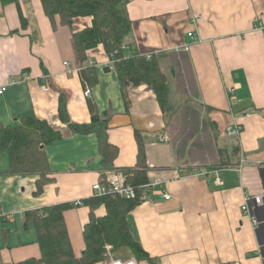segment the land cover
Instances as JSON below:
<instances>
[{
    "label": "crops",
    "instance_id": "crops-1",
    "mask_svg": "<svg viewBox=\"0 0 264 264\" xmlns=\"http://www.w3.org/2000/svg\"><path fill=\"white\" fill-rule=\"evenodd\" d=\"M19 4L25 26L18 5L0 0V86L7 87L0 94V120L14 126L21 115L34 113L63 137L46 146L53 179L39 195V176L12 174L9 153L0 151V264L39 258L37 228L26 222V212L61 203L72 204L64 215L80 256L91 209L73 201L92 197L93 185L109 171L137 166V130L147 176L160 181L153 191L161 193L136 205L127 223L149 258L121 247L95 264L133 257L138 264L263 263L264 32L255 25L264 24V0H129L133 26L125 54L157 56L171 112L163 111L147 84L128 87L127 106L103 44L78 63L72 34L91 26L92 17L54 28L41 0ZM61 102L70 122L109 117V141L119 148L113 162L103 164L97 134L71 131L60 117ZM232 123L242 126L239 136L225 131ZM163 135L169 141H160ZM255 195H262L260 204ZM246 196L252 197L251 214L242 211ZM105 213L104 206L96 210Z\"/></svg>",
    "mask_w": 264,
    "mask_h": 264
},
{
    "label": "trees",
    "instance_id": "trees-1",
    "mask_svg": "<svg viewBox=\"0 0 264 264\" xmlns=\"http://www.w3.org/2000/svg\"><path fill=\"white\" fill-rule=\"evenodd\" d=\"M5 5L14 2L18 5L23 26L26 25L19 0H1ZM46 15L54 28L60 25L72 26L77 17H92V24L82 30L74 31L72 44L78 63L87 59V51L103 44L111 56L119 82L129 106L128 87L147 84L152 88L164 112L173 109L169 104V84L162 72L157 56L134 53L126 56L124 46L129 45L133 21L129 16V0H41ZM107 114V113H106ZM64 103L60 105V117L75 133H95L99 139V149L103 164L109 165L119 153L118 146L109 141V117L93 115L90 123H74L67 119ZM139 144L136 167L123 168L126 182L138 188L147 183L148 165L146 151L140 131H136ZM63 132L34 113L19 117L14 126H5L0 120V151L9 153L11 173L19 175H38L36 195L43 192L44 186L53 178L46 153V146L61 139ZM90 206L89 221L83 228L85 248L80 256L75 254L65 221V211L70 203H61L26 212V222L34 221L41 248L39 258H30L16 264H95L108 257L112 250L130 247L138 259L149 258L141 245L136 242L127 223L128 213L139 203L140 191L135 199H127L116 193L94 195L85 199ZM104 206L106 213L98 216L96 210Z\"/></svg>",
    "mask_w": 264,
    "mask_h": 264
},
{
    "label": "built area",
    "instance_id": "built-area-1",
    "mask_svg": "<svg viewBox=\"0 0 264 264\" xmlns=\"http://www.w3.org/2000/svg\"><path fill=\"white\" fill-rule=\"evenodd\" d=\"M255 27L259 28L260 30H262L264 32V24H262L261 22H259L258 24L255 25ZM188 35L190 37H192L194 40H198V36L195 32L190 31L188 33ZM129 45L124 46V48H129ZM188 48V46H187ZM148 57L151 56V54L147 55ZM66 64L68 65L69 63L66 62ZM6 86H0V94L3 93L6 90ZM91 88L87 87L85 89V95L86 96H90L91 95ZM231 94L234 93V89H231ZM225 131L232 136H239L242 132V126L240 124H229L226 126ZM160 141H169V136L168 135H163L160 138ZM244 163H245V159L244 157H241V161L239 164L238 169L242 170V168L244 167ZM205 172H202L201 174H204ZM218 184H221L222 181L219 177H217V181ZM160 184L159 180H149L147 183H144L142 185H140L138 188L134 187L133 185L129 184L126 182V177L124 175V173L122 171L119 170H111L108 172L107 176L105 177V179H102L100 181H97L93 187V196L94 195H104V194H108V193H116L118 195H120L121 197L127 198V199H135L140 191V199L142 201L144 200H148V199H152L154 194H159L161 192L158 191H153L155 189V187ZM160 195V194H159ZM162 197H164L165 199H171L172 195L169 193H164L161 194ZM253 200L255 201V203L260 204L261 200H262V195H255L253 197ZM252 201V197L250 196H246L245 198V202L242 205V211L244 213H249L251 214V208H250V202ZM73 205L74 206H82V205H86L85 199H77L75 201H73ZM253 220L256 223L257 220L256 218L253 216ZM108 250H111V246H107ZM106 264H138V261L135 257L127 259V260H123V259H119V258H112L110 261H108ZM261 264H264L261 263Z\"/></svg>",
    "mask_w": 264,
    "mask_h": 264
}]
</instances>
